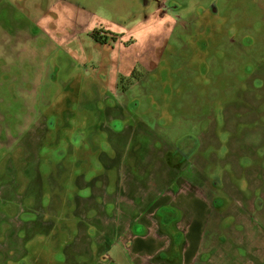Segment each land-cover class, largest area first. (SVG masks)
<instances>
[{
  "label": "rangeland",
  "instance_id": "obj_1",
  "mask_svg": "<svg viewBox=\"0 0 264 264\" xmlns=\"http://www.w3.org/2000/svg\"><path fill=\"white\" fill-rule=\"evenodd\" d=\"M152 1L0 0V264H264V0Z\"/></svg>",
  "mask_w": 264,
  "mask_h": 264
},
{
  "label": "flooded vegetation",
  "instance_id": "obj_2",
  "mask_svg": "<svg viewBox=\"0 0 264 264\" xmlns=\"http://www.w3.org/2000/svg\"><path fill=\"white\" fill-rule=\"evenodd\" d=\"M164 1L166 2V4L167 3L168 4L171 3V0H169V2L167 0H164ZM134 2H136L137 4H139V2H142L143 5H144V7H147L149 5L148 0H134ZM151 2H152L151 7H154V6L157 5V2H154L152 0H151ZM137 8H140L141 10H143L142 7H140V5H137ZM208 13L211 15V17H218L219 12H218L217 6L214 5V4L208 5ZM110 39L112 41L111 36H110ZM171 39H173V36H170V38L167 40V42L169 40H171ZM167 42L165 43L164 47H166ZM180 44H183V42L181 41ZM158 59H159V57H158ZM157 65H159V63ZM153 66H155V65H153ZM1 68H0V72H2L3 73L2 75H4V70L5 69L2 70ZM141 78H142V74H140V72L138 73L136 71V68H134L131 71V73H129V76L128 77H122L120 81H121V84H124V83H127L128 84L129 83L130 85H132L131 87H135L137 85V82H140L141 81ZM148 78H150V72H149ZM2 88H3V85L0 86V89H2ZM122 88L123 89H126L125 86H122ZM113 91L114 90H112V95L114 93ZM115 98L117 99V98H119V96L113 97V99H115ZM126 106H129V103H127ZM114 122H116V119H115ZM114 122H112L111 125H110V123H108V125H110V126H107V127L109 129L111 128V130H113L114 132H116V134L122 133L123 132V126H124L123 123L121 122V124H120V123H114ZM37 124H38V129L36 127H34L35 129L32 130L33 132L26 131V126H27L26 125V121H25V123H24L23 126L16 127L15 128V131L18 132L20 140H21L22 135H24V133H28V134L31 135V137H35V142L41 143L40 141L43 138H44V140H46V142H48V140H47V134L46 133L48 132L47 130H50V129L53 128L54 123L51 120H49V118L45 120L41 116V117H39L37 119ZM116 125H118V126H116ZM6 138H8V136H4L2 138V140H1V142H0V145L2 147L8 146V145L12 147V146H15L16 145L19 148H22V143L21 142H19V143H17V144L14 145L12 143H9L10 139H9V141H7ZM50 142H51V137H50V140H49V144H50ZM75 142L77 143L78 142V139H76ZM63 146H64L63 148H60L59 150H56L57 152L55 151L58 155L55 156V157L53 156V158H52V153H53L52 150L55 149L53 146L51 148L45 147V149L44 148L43 149H40L38 152L35 153L34 163H35L36 168L38 169V173L39 174H41L42 176H45V177H47L49 175L50 171H48V166L46 164H47L48 161L53 160V159H55V161L59 165L60 164H63L65 166V161H67V159H65V161H62L61 158L62 157H65V152L64 151H65V149L67 150V147L65 146V144H63ZM43 150H45V152H46L45 153V156L43 154ZM46 154H48V156H50V158H46ZM53 155H54V153H53ZM23 160H24V158L21 157V156H19V158H18V164L21 165V163H22ZM14 163H15V161L13 160L12 161V164H14ZM21 172L24 173L23 169L21 170ZM58 173H59V175L62 173V171L60 170V167L58 169ZM45 211L46 212H49L53 218L55 217V215L53 214V212H56V208H53V212H52L51 208H48ZM41 212L45 213V215H46V212L42 211L40 207H30L29 206L27 208V212H26L28 214V218H27L28 220L26 221L25 226L18 224V225H16V226L13 227L14 230L20 231V230L26 228L27 230L31 231L34 228L38 227L39 226V222H41V218H40V213ZM143 231H144V229H143ZM136 232H140V229L137 230ZM39 260L44 261L45 263L48 262L47 259L39 258ZM29 261H33V258H30ZM97 261L98 260H95V263ZM7 264H10V263L7 262ZM23 264H27V263L24 262Z\"/></svg>",
  "mask_w": 264,
  "mask_h": 264
}]
</instances>
